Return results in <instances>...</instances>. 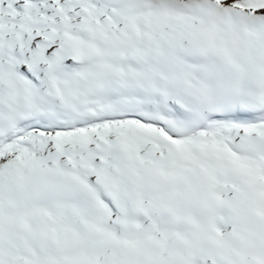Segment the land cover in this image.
<instances>
[{"label": "snow or ice", "instance_id": "1", "mask_svg": "<svg viewBox=\"0 0 264 264\" xmlns=\"http://www.w3.org/2000/svg\"><path fill=\"white\" fill-rule=\"evenodd\" d=\"M0 264H264V0H0Z\"/></svg>", "mask_w": 264, "mask_h": 264}]
</instances>
